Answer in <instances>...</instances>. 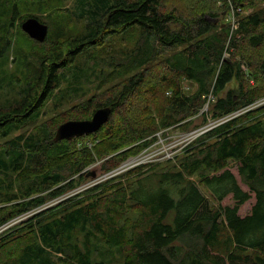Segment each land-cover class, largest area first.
Wrapping results in <instances>:
<instances>
[{
  "label": "trees",
  "instance_id": "1",
  "mask_svg": "<svg viewBox=\"0 0 264 264\" xmlns=\"http://www.w3.org/2000/svg\"><path fill=\"white\" fill-rule=\"evenodd\" d=\"M23 3L50 10L58 1L0 0V73L14 25L34 49L46 48L22 56L26 74L9 78L18 92L0 102V227L94 175L95 160L108 171L160 130L186 131L201 125L199 117L248 108L189 143L175 162L136 166L121 176L128 182L105 180L4 229L0 264H105L116 253L121 264H264V102L257 105L264 100V0H79L76 16L87 30L65 31L54 14L58 28L41 45L20 28L37 17H21ZM135 29V45L121 50L125 61L113 70L121 83L38 123L76 54ZM159 56L163 68L153 81L148 64ZM99 107L111 113L89 135L92 149L85 140L54 139L59 124ZM229 195L233 202L223 204Z\"/></svg>",
  "mask_w": 264,
  "mask_h": 264
},
{
  "label": "rangeland",
  "instance_id": "2",
  "mask_svg": "<svg viewBox=\"0 0 264 264\" xmlns=\"http://www.w3.org/2000/svg\"><path fill=\"white\" fill-rule=\"evenodd\" d=\"M57 1L58 3L50 10L49 7H47L44 4L24 5L23 3L20 5L19 12L21 13V17L23 15L26 16L36 15L37 16L36 18H38L41 22L46 23L48 25L47 37L49 35L50 38H52V34L54 33V30L58 28L55 27L56 24H54L55 21H53L54 14L55 15L57 14V17L59 18L58 26L59 27L63 26L65 31L67 29L68 32L71 33L86 31L87 20H85L84 17L76 16L79 14V10H77V5L79 3V0H57ZM227 17H228L227 21L232 20V16L229 17L228 15ZM11 30L15 37L14 38L15 43L12 46V48L9 50V55H10L9 60L3 66V72L0 73V102L4 101L6 98H12L18 92L19 86L18 85L15 86L13 82L10 83L9 78H10V74L13 73H16L18 77H22V78L26 74L27 69L23 65L22 58L24 57L22 56L31 54V56L35 57L38 54H43V51L46 49V48H40V49L38 48L37 50L34 49L33 45L31 44V41H29L25 35L21 34L20 30L17 28V25H14ZM135 30L136 33H133L132 35H126L125 33L111 34L105 38L106 43L99 45L95 48L90 46L89 48H86L85 50L83 49L81 52L76 54L71 64L67 67L68 69H71V71L68 72L67 78L62 79V83L59 86V91H57V93H55L52 96V98L47 100L45 106L42 108V115L38 118V123H42L51 118L58 119L60 114L70 112V110L73 107L76 108V106H78L77 104L84 103L87 99L93 97H100V95H102L103 92H105L110 87L116 86L119 83H121L124 77H122V75H116L113 70L114 67H116V64L118 65L119 63H123L125 61L124 59L125 56L123 55L124 53L121 50L126 48H132L135 45V42L137 41V36L139 35L137 30L139 29H135ZM35 42L38 45H41L43 43L37 41ZM19 48L22 50L23 54L18 53L17 49ZM32 50L35 51L33 53H30V51ZM161 57L160 56L156 57L148 64L149 74L147 75L149 76V78H152L153 81H155L158 77V72H159L158 70L159 69L161 70V68H163ZM67 68H65V70H67ZM235 84L236 81L234 80L229 85L233 87ZM188 85L190 88H192L193 86V85L191 86V84L186 85L185 83L184 86L185 89L188 88ZM75 88H77L78 91L76 92L72 91V89ZM142 95H143L142 98L144 99L146 93ZM207 109H208V102L204 104V106L201 109V112L208 111ZM209 115L211 114L208 113V116ZM196 120L198 123H201V125H198L190 130L185 131L173 127L168 130H160L159 132H157L158 134L162 133L163 134L162 137H165L166 135H169V137L167 136L166 138H161L160 140L158 139L157 142H152L149 145L150 147L148 148L147 151L146 150L142 152L140 151L141 152L140 156L145 158L153 153H158L163 148L167 147L169 142L173 143L175 140H179L180 143H182L186 139V136L189 137L191 135L190 132L198 129L200 130V128L203 127L208 122V120L203 122L202 118L200 119V117L197 118ZM32 127L33 125L28 126V130L32 129ZM157 133H156V137H157ZM184 133L187 135H184ZM90 134L91 133L79 137H75L74 140L75 141L85 140V144L88 146V148L92 149L93 145H92V141L89 138ZM177 152H178L177 155L182 153L181 150L180 151L177 150ZM138 154L139 153L133 154L129 156L128 159L127 158L126 159L130 160L131 157L136 156ZM173 161L175 162V160ZM101 162L102 160L100 159L95 160L94 163H92L89 167L93 168L96 173H102L103 171L100 168ZM232 169L234 170L233 167ZM126 173L127 171L123 172L120 176L119 175L118 176L119 177L124 176ZM119 177H115V178L119 179ZM121 179H123L124 182H128L124 177H121ZM86 180L85 179L81 180L80 183L77 184V186L85 183ZM16 187H17V183L15 185V188ZM243 187L245 188L244 185ZM5 188H6L5 183H0V189L2 192L5 191ZM80 194L82 195L83 193ZM76 195L79 194H73L70 196L74 197ZM56 202L57 201H54V199L50 200L47 202L46 206L41 207L35 211L32 210L26 214H23L21 218L15 220L14 223H18L20 220L26 219L35 212L45 207H49L55 204ZM232 202L233 200L230 197V195L227 196L222 201L223 204L232 203ZM253 202H254V197L250 198L243 205H241L240 213L241 214L248 213L250 211ZM3 204L4 203H2V205ZM106 260L107 261H105V264H121L122 255L120 253H116L114 256L109 257Z\"/></svg>",
  "mask_w": 264,
  "mask_h": 264
},
{
  "label": "built area",
  "instance_id": "3",
  "mask_svg": "<svg viewBox=\"0 0 264 264\" xmlns=\"http://www.w3.org/2000/svg\"><path fill=\"white\" fill-rule=\"evenodd\" d=\"M262 102H264V100H262ZM261 103L258 102L257 105H259ZM248 107L246 108H241L238 109L234 112H231L229 114H226L224 116L218 117V118H209L208 122L200 128V130H194L191 133V135L188 137L186 136V139L180 143L179 140H175L173 143L169 142L168 146L163 148L160 152L158 153H153L150 156H147L145 158H143L142 156H140L142 151H147L148 148L150 146H147L145 149H143L141 152H139L138 155L131 157L130 160H123L118 166L108 170V171H103L102 173H95L94 175H91L85 183L76 186L75 188H73L72 190H70L68 192V194H64L63 196L54 199V201H60L62 199H64L65 197H68L70 195L73 194H77L80 192H83L84 190L99 184L105 180L108 179H112L115 177H118V175L120 176L123 172L129 171L130 169L136 167V166H140V165H144V164H151V163H156V162H160V161H166V160H174L177 156V150H181V152L183 151V149L192 141L196 140L200 135H202L203 133L207 132L208 130L212 129L213 127L239 115L240 113L244 112L245 110H247ZM168 130V129H167ZM167 134V132H166ZM162 133L158 134L157 133V138L154 142H157L158 139L160 140L161 138H166L167 136L169 137V135H166L165 137H162ZM165 135V134H164ZM184 135H187L184 133ZM174 137V136H173ZM91 168V167H88ZM104 173V174H103ZM56 202V203H57ZM47 205V204H46ZM21 217H16L13 220L9 221L8 223H6L5 225L0 227V232L3 231L4 229L10 227L11 225H14V221L17 219H20ZM14 223V224H13Z\"/></svg>",
  "mask_w": 264,
  "mask_h": 264
},
{
  "label": "water",
  "instance_id": "4",
  "mask_svg": "<svg viewBox=\"0 0 264 264\" xmlns=\"http://www.w3.org/2000/svg\"><path fill=\"white\" fill-rule=\"evenodd\" d=\"M20 27L30 38L37 42L41 43L47 37L48 25L34 16L25 18ZM110 113V107H99L93 112L90 118L66 120L57 127L54 139L69 140L96 132L109 119Z\"/></svg>",
  "mask_w": 264,
  "mask_h": 264
}]
</instances>
